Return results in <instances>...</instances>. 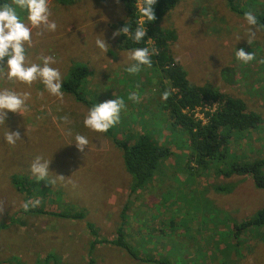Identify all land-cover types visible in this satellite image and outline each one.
Wrapping results in <instances>:
<instances>
[{
	"label": "rangeland",
	"instance_id": "rangeland-1",
	"mask_svg": "<svg viewBox=\"0 0 264 264\" xmlns=\"http://www.w3.org/2000/svg\"><path fill=\"white\" fill-rule=\"evenodd\" d=\"M232 3L238 8L231 9L226 0H180L161 25L176 32L170 47L193 83L211 84L242 98L248 110L264 118V63L259 62L264 59V29L253 28L256 35L249 45L251 26L244 18L247 11L263 13L264 3ZM49 8V20L56 22L57 29L33 27V45H25L27 55L35 63H42L38 56H53L56 63L51 66L59 69L62 83L78 62L84 63L89 74L82 89L90 103L62 89L61 101L39 80L29 86L0 79V90L31 93L23 114L9 111L0 124V205L4 207L0 264H89L90 260V264H160L143 259L148 256L164 258L169 264H264V226L236 234L243 219L264 207V189L257 188L250 176L216 175L215 169L203 170L189 159L187 135L172 126L161 110L160 87L152 90L148 85L160 76L143 68L136 74L125 71L134 63L128 59L131 50L117 45L121 34L113 38L128 18L125 4L120 0H50ZM17 11L31 27L27 11ZM97 39H105L106 53L96 45ZM239 48L253 52L256 59L247 64L237 60ZM130 92L140 95L139 103L128 99ZM117 97L125 100L126 107L112 132L119 138L140 132L168 140L177 157H169L152 181L135 192L122 150L110 134L92 131L83 123L93 105ZM200 109L196 115L202 117ZM64 116L67 122L61 119ZM8 131L20 132L15 145L6 142ZM77 134L89 141L83 152L76 147ZM239 141L231 147V153L237 154L235 162L264 156V127ZM36 156L50 161L49 178L65 177L52 185L43 180L33 185L34 196L40 197L31 199H39V207L54 214L22 212L27 194L10 180L14 173L24 179L23 172L27 179L36 180L30 171ZM226 161L230 162L227 158L221 162L224 171L228 170ZM185 189L194 190L193 202L178 197L179 192L186 195ZM62 212H84L85 216H58ZM90 223L96 228V238L104 239L94 248ZM122 233L136 257L113 243Z\"/></svg>",
	"mask_w": 264,
	"mask_h": 264
},
{
	"label": "trees",
	"instance_id": "trees-1",
	"mask_svg": "<svg viewBox=\"0 0 264 264\" xmlns=\"http://www.w3.org/2000/svg\"><path fill=\"white\" fill-rule=\"evenodd\" d=\"M8 1L0 0V4ZM120 1L125 4L128 17L125 22L119 24L120 28L127 24L131 26V31L128 36L121 34L117 40V45L121 49L130 50L143 47L149 48L150 51L152 48L156 49L157 54L151 56V67L141 66V68L148 74H158L160 76L158 78L155 76L150 80L148 85L152 90L157 89L156 87L159 86V91L168 90L171 92L168 100H163L161 110L167 115V120L169 118L172 126L182 129L187 135L189 159L201 166L203 170L215 169L214 173L216 175L220 174L225 177H230L233 174L250 176L257 188L264 189V156L259 159L235 162L234 158L237 157V154L231 153V147L234 142L239 139L240 143L243 139L249 137L253 130L259 131L264 127V118L257 111L248 110V106L242 98L225 94L211 84L199 85L193 83L187 77V72L177 61L170 47V42L177 39L176 32L173 29L165 30L161 25L162 19L177 6L180 0H157L154 6L156 19L152 22H147L146 18L141 17L138 11L139 0ZM226 1L231 9L238 8L237 5L232 3V0ZM253 1L258 5L264 3V0H261V3L258 0ZM245 2L251 3V0H245ZM254 15L257 17V26L264 29V12L258 11ZM142 18L145 21L146 36L141 42L136 43L131 39V35ZM70 72L71 74L67 73L64 77L62 90L72 93L78 101L90 103L87 93L82 89V87H86V83L83 80H86L89 74L87 66L78 62ZM227 77L230 76L227 75ZM154 80L156 86L154 85ZM216 105H218L217 108H215ZM199 108L204 113L202 117L196 115ZM107 132L113 138L117 147L122 150L125 168L131 175L132 192L143 189L152 181L154 175H157L162 170L163 163L169 157H172V155L176 157L174 155V147L168 145V140L162 142L149 133L138 132L126 134V138H119L112 132L111 128ZM226 158L230 162H225L228 170L224 171L221 162ZM162 175L165 177L164 171ZM21 177L24 179H19V176L14 173L10 180L15 187L27 194V200L32 197H40V195L34 196L33 191V185L38 181L28 180L25 175ZM218 188L221 189V186L219 185ZM199 189L203 191V188ZM193 192L194 190L192 189H185L186 195L183 192H179L178 197L183 198L186 196L193 202L195 200ZM172 197H175V194ZM22 212L55 213L39 206L30 208L27 212L22 209ZM185 213L187 214L186 210ZM58 216L81 219L85 215L84 212H62ZM192 220H196V216ZM261 226H264V207L254 216L243 219L236 227V234L239 235L242 232ZM90 228L95 235V239L92 241V248H94L98 241H103L104 239L99 240L96 238L97 231L91 223ZM191 229L194 230L193 227ZM113 243L123 245L128 253L135 256L133 246L129 245L127 240L124 239L123 233L113 240ZM143 259L160 264H169L164 258L157 260L152 256H148ZM91 262L92 260H90L89 264Z\"/></svg>",
	"mask_w": 264,
	"mask_h": 264
},
{
	"label": "clouds",
	"instance_id": "clouds-1",
	"mask_svg": "<svg viewBox=\"0 0 264 264\" xmlns=\"http://www.w3.org/2000/svg\"><path fill=\"white\" fill-rule=\"evenodd\" d=\"M50 0H12L11 4L5 3L0 5V79L7 81L20 82L31 86L33 82L39 80L45 86L47 92L63 100L64 93L62 89V78L59 69L52 67L56 60L51 55H41L37 59L42 63L32 62L28 55L25 45L31 48L32 28L46 29L54 32L57 24L54 20H49L51 11L49 8ZM157 0H139L138 11L141 17L146 18L147 22L155 21L156 15L154 6ZM18 9L27 11V20L31 27L26 25L18 14ZM138 22L131 35V39L139 43L146 36V28L144 27V19ZM247 24L251 27L247 29V43L251 45L255 38L253 28L257 25V17L251 12L244 13ZM131 26L125 24L122 28L113 32V38L123 34L128 36ZM38 32L37 35H42ZM238 41L240 40L237 37ZM96 45L105 53L108 51V44L105 39H97ZM157 54L155 48L151 51L147 47L134 48L130 51L128 59L134 61L125 71L129 74H136L141 70V66L151 67V56ZM235 57L242 63H249L256 59L253 52H245L243 48H239L235 52ZM5 58L6 62H5ZM264 63V59L259 61ZM171 92L165 90L161 93V99L167 101ZM30 92H16L9 89L0 90V124H4L8 112L23 114L27 109L26 102L30 99ZM128 99L139 103L140 95L137 92H130ZM126 107L125 100L117 97L104 102L96 103L89 110L84 118V126L92 131L106 133L110 128L116 126L120 122V113ZM67 122V116L61 117ZM21 138L19 131H8L5 133V140L10 145H15L16 141ZM89 143L87 137L81 134L75 136V144L79 151L83 152L85 146ZM49 163L41 156H36L30 165V171L37 181H45L47 184H55L57 180L63 181V175H57L49 178ZM71 183V181H69ZM39 199H29L21 204L25 212L30 208H36L40 205ZM4 207L0 205V213H3Z\"/></svg>",
	"mask_w": 264,
	"mask_h": 264
},
{
	"label": "crops",
	"instance_id": "crops-1",
	"mask_svg": "<svg viewBox=\"0 0 264 264\" xmlns=\"http://www.w3.org/2000/svg\"><path fill=\"white\" fill-rule=\"evenodd\" d=\"M81 45V44H80ZM76 54V53H75ZM88 68V67H87ZM88 70H89V68H88ZM22 174V173H21ZM23 174L25 175V174H27L26 172H23ZM28 178L30 177L29 175L27 176ZM29 180V179H28Z\"/></svg>",
	"mask_w": 264,
	"mask_h": 264
}]
</instances>
